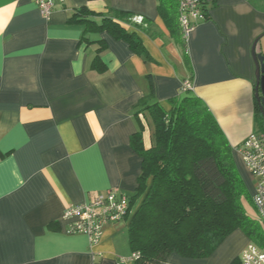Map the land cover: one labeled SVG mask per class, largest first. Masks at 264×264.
Returning <instances> with one entry per match:
<instances>
[{"label":"crops","instance_id":"1","mask_svg":"<svg viewBox=\"0 0 264 264\" xmlns=\"http://www.w3.org/2000/svg\"><path fill=\"white\" fill-rule=\"evenodd\" d=\"M205 1L209 18L188 38V65L158 0H65L49 18L31 0H0V264H134V213L105 226L92 245L67 232L64 211L112 188L135 195L142 157L132 136L144 126L145 149L153 144L141 103L169 110L188 93L186 82L219 123L253 195L255 179L239 147L260 128L252 47L258 40L264 54V0ZM83 7L99 24L115 11L144 18L142 25L122 23L141 53L125 38L88 28L75 16ZM98 55L105 71L93 66ZM251 242L236 229L210 256L172 253L166 264H241Z\"/></svg>","mask_w":264,"mask_h":264},{"label":"trees","instance_id":"2","mask_svg":"<svg viewBox=\"0 0 264 264\" xmlns=\"http://www.w3.org/2000/svg\"><path fill=\"white\" fill-rule=\"evenodd\" d=\"M158 10L177 36L189 65L178 0H158ZM114 14V19L103 17L101 24L86 7L78 9L75 16H81L94 31L105 29L116 38H125L141 53V42L133 39L122 23L142 25L144 18L139 22L131 12ZM93 66L106 70L99 55ZM187 92L173 98L169 110L160 103H150L151 99L140 106L149 115L154 137L152 146L145 149L142 126L131 139L132 147L142 157V173L130 211L137 198L143 197L128 230L132 251L138 254L134 264H166L172 253L208 257L236 229L243 230L264 250V228L244 209V201L253 204V199L236 167L232 147L204 101ZM256 110L259 129L264 131L258 99Z\"/></svg>","mask_w":264,"mask_h":264},{"label":"built area","instance_id":"3","mask_svg":"<svg viewBox=\"0 0 264 264\" xmlns=\"http://www.w3.org/2000/svg\"><path fill=\"white\" fill-rule=\"evenodd\" d=\"M39 8L41 14L49 18L53 13L56 4L65 3V0H31ZM179 23L184 39L188 38L201 21H206L208 10L205 0H178ZM141 18L137 21L141 22ZM192 85L184 83L182 90L188 91ZM239 151L242 154L246 167L256 179L255 191L252 195L254 207L258 213L261 223L264 225V131L256 130L250 134L240 145ZM131 199L117 189L96 195L89 201L70 204L64 211V219L68 223L69 234H84L89 237L92 245H97L104 233L105 226L125 221L130 213ZM138 258L133 253L129 260ZM128 261L126 258L120 259ZM241 264H264V250L257 244L251 242L242 251L240 256Z\"/></svg>","mask_w":264,"mask_h":264},{"label":"water","instance_id":"4","mask_svg":"<svg viewBox=\"0 0 264 264\" xmlns=\"http://www.w3.org/2000/svg\"><path fill=\"white\" fill-rule=\"evenodd\" d=\"M257 42L252 47V56L256 66V98L260 103V109L264 117V54L258 52Z\"/></svg>","mask_w":264,"mask_h":264},{"label":"rangeland","instance_id":"5","mask_svg":"<svg viewBox=\"0 0 264 264\" xmlns=\"http://www.w3.org/2000/svg\"><path fill=\"white\" fill-rule=\"evenodd\" d=\"M262 40H263V45H264V36L262 37ZM154 132H152V138L154 137L153 134ZM255 179V178H254ZM255 183H256V179H255ZM246 188H247V191H248V193H249V195L250 196H252V193H251V190H250V188L248 187V186H246ZM137 207H138V203L137 202H135L134 204H133V207L131 208V211H130V215H129V217H131V215L137 210ZM244 209H245V211H246V214L252 219V220H256V221H258L261 225H262V227L264 228V225L261 223V220H260V218H259V216H258V213H257V211H256V209H255V207H254V205L249 201V200H245L244 201Z\"/></svg>","mask_w":264,"mask_h":264}]
</instances>
